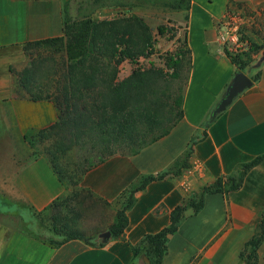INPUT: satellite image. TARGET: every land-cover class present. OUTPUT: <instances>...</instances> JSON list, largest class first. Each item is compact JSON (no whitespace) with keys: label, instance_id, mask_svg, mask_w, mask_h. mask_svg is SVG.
I'll list each match as a JSON object with an SVG mask.
<instances>
[{"label":"crops","instance_id":"0c3cea01","mask_svg":"<svg viewBox=\"0 0 264 264\" xmlns=\"http://www.w3.org/2000/svg\"><path fill=\"white\" fill-rule=\"evenodd\" d=\"M261 5L264 0H190L186 42L191 68L183 118L137 155L112 156L84 176L81 186L110 203L98 202L107 208L96 214L100 217L91 227L99 238L113 223L115 201L124 190L143 174L170 171L137 193L124 238L110 239L103 246L72 239L55 247L18 228L9 236L0 234V264H134L132 246L167 227L172 210L192 192L218 178L238 175L244 164L264 155V61L256 80L246 73L252 85L220 109L240 72L220 38L222 22L231 7ZM63 7V0H0V213L4 216L7 201L16 207L31 205L35 214L66 191L46 158L34 157L25 139L28 131L57 120L55 104L31 97L24 83L32 78H23L30 61L25 45L62 36ZM190 149L189 167L182 168L180 159ZM263 211L264 165H258L247 172L238 190L208 194L197 215L188 211L179 231L170 237L163 264H240V253ZM2 223L0 233L7 228ZM259 255L257 264H264V244Z\"/></svg>","mask_w":264,"mask_h":264},{"label":"trees","instance_id":"16d2710c","mask_svg":"<svg viewBox=\"0 0 264 264\" xmlns=\"http://www.w3.org/2000/svg\"><path fill=\"white\" fill-rule=\"evenodd\" d=\"M135 21L71 20L66 16L62 36L25 45L26 51L37 47L51 54L30 62L31 66L42 62L50 66L37 74L33 69H26L32 82H25L24 89L35 99L53 101L57 120L45 128L28 131L25 139L32 146L34 157L43 155L66 189L46 208L56 211V221L57 215H62V210L67 208L73 197L81 198V206L87 201L110 205L81 186L86 173L112 156L137 155L168 135L184 116L185 92L179 81L186 71L185 59L171 58L174 72L169 76L162 68L154 67L137 69L127 78H119L120 66L124 61H133L153 53L150 38L140 36L136 30H140V26ZM131 24L138 26L135 28ZM159 31L165 34L167 29L160 27ZM263 49L264 44L252 43L250 51ZM187 52L190 54L189 48L185 56ZM230 58L239 71L246 69L247 63L241 56L230 55ZM189 61L191 68V56ZM258 76L257 71L253 79L256 80ZM190 155L191 149L180 159L182 168L189 167ZM258 165H264V155L244 164L238 175L218 178L201 191L192 192L172 210L171 222L167 227L146 234L138 244L132 246L134 264H141L144 257H148L151 264H163L170 237L179 231L188 217V211L191 215H197L204 208L208 194L238 190L247 172ZM169 174V170L143 174L120 194L115 201L118 208L114 221L108 228L112 239L124 238L129 225L128 211L136 204L137 193L144 191L152 181L164 179ZM77 209L75 207L72 212ZM257 227L258 232L245 243L240 253V264L258 262V249L264 244V211ZM54 231L65 234L60 241L50 240L56 247L72 239H81L88 245H104L98 233L89 234L71 226L68 220H64L61 226L55 225ZM143 264H146L145 261Z\"/></svg>","mask_w":264,"mask_h":264},{"label":"rangeland","instance_id":"374dc122","mask_svg":"<svg viewBox=\"0 0 264 264\" xmlns=\"http://www.w3.org/2000/svg\"><path fill=\"white\" fill-rule=\"evenodd\" d=\"M189 4L190 0H63L64 18L66 16L71 20L91 18L96 21L135 19L140 26V30L136 29L140 36L142 38H145V36L150 38L153 53L149 56H141L133 61H124L120 66L119 78L121 80L130 76L134 70H145L154 67L162 68L169 76V74L174 72V64H172L171 58H175V60L182 58L187 63L186 71L179 81V85L183 86L184 92L190 76V54L187 52L185 56V52L188 51L186 23ZM231 9L242 18L241 40L247 46L236 47L232 51H228V55L241 56L244 62L247 63L246 69L241 71L255 74L264 61L260 64L264 56V49L259 52H252L250 49L252 43L264 44V5H261L258 9L248 7H231ZM137 26V24L134 25L135 28ZM160 27L167 29L165 34L159 31ZM247 53L250 54L246 55ZM47 55L50 56L51 54L46 49L30 48L29 64L32 60L40 59ZM49 66V63L43 64L42 62L37 64V66L29 65L26 69H33L34 73L37 74L47 70ZM27 74L25 71L23 78ZM81 205V198L73 197L67 208L62 210V215H57L58 221H56L54 215L57 213L55 210H44L32 214L30 211L32 209L31 205L20 203L16 207L13 206V202L7 201V215L4 216L0 213L1 224L3 225V221L4 225H7L5 231L2 230L0 233L1 237L9 236L19 228L23 232L42 238L48 243H50V240L60 241L65 237V234L54 231V226H61L64 220H68L73 227L90 231L89 234H93V220L98 219L100 216L97 215H100L101 211L103 210L104 212L107 208L100 203L93 204L92 201H87L85 205ZM75 207H78V209L72 212ZM256 232H258V227L252 237ZM50 245L52 244L50 243ZM259 250L260 248L258 249V260L260 256ZM143 261L141 264H143Z\"/></svg>","mask_w":264,"mask_h":264},{"label":"built area","instance_id":"2783aa9c","mask_svg":"<svg viewBox=\"0 0 264 264\" xmlns=\"http://www.w3.org/2000/svg\"><path fill=\"white\" fill-rule=\"evenodd\" d=\"M241 17L236 14L231 8L227 10L223 20L222 32L220 38L225 44L227 51H232L236 47H246L247 44L241 40Z\"/></svg>","mask_w":264,"mask_h":264},{"label":"water","instance_id":"95a60500","mask_svg":"<svg viewBox=\"0 0 264 264\" xmlns=\"http://www.w3.org/2000/svg\"><path fill=\"white\" fill-rule=\"evenodd\" d=\"M263 60H264V56H263L260 64L262 63ZM252 83H253L252 79L245 72H242V71L239 72L236 79H235L233 86L230 88V90L228 92V95L222 101V103L220 105V109L221 110L226 109V107L232 103V101L238 95V93L243 91L247 86L252 85ZM99 239L102 243H108L110 241V239H112V234L109 230L102 232L99 235ZM144 260H145L146 264H151L148 257H145Z\"/></svg>","mask_w":264,"mask_h":264}]
</instances>
